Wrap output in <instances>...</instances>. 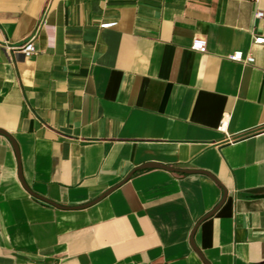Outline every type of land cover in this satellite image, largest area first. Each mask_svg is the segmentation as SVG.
<instances>
[{
  "label": "crops",
  "instance_id": "obj_1",
  "mask_svg": "<svg viewBox=\"0 0 264 264\" xmlns=\"http://www.w3.org/2000/svg\"><path fill=\"white\" fill-rule=\"evenodd\" d=\"M259 12L264 0H0V131L19 151L0 134V264H264ZM31 39L35 56L13 49ZM20 171L67 208L116 189L61 209Z\"/></svg>",
  "mask_w": 264,
  "mask_h": 264
},
{
  "label": "built area",
  "instance_id": "obj_2",
  "mask_svg": "<svg viewBox=\"0 0 264 264\" xmlns=\"http://www.w3.org/2000/svg\"><path fill=\"white\" fill-rule=\"evenodd\" d=\"M258 18H263L264 17V12H259L257 15ZM255 44L257 45H264V38H256L255 39ZM12 49V48H11ZM14 50H17L24 54L26 58H31L37 54V49L34 44V40L31 39L28 42H26L24 45L13 48ZM192 49L196 52L205 54L207 52V46L206 42L203 40H195L192 46ZM230 60L233 62L237 63H247V64H254L255 59L253 56H245L243 52H236L233 55L230 56ZM227 122L225 121L224 125L222 128L225 127Z\"/></svg>",
  "mask_w": 264,
  "mask_h": 264
},
{
  "label": "water",
  "instance_id": "obj_3",
  "mask_svg": "<svg viewBox=\"0 0 264 264\" xmlns=\"http://www.w3.org/2000/svg\"><path fill=\"white\" fill-rule=\"evenodd\" d=\"M0 134L3 135V136H5V137H7L9 140H11V141L13 142L14 147H15V150H16V152H17V155L19 156L18 147H17L16 144L14 143L12 137L9 136L8 134H6L5 132H2V131H0ZM148 168H159V169H164V170H167V171H170V172L182 173V174H196V173H199V174H205V175L209 176L210 178H212L209 174L204 173V172H199V171H188V170H178V169H174V168H170V167H166V166H158V165H149V166H145V167H143V168H140L139 170H144V169H148ZM135 172H136V171L132 172V173L126 178L125 181H128V180H129V179L135 174ZM20 177H21V180H22V182H23L25 188L28 190V192H29L32 196H34V197H35L36 199H38V200H41V201H43V202H45V203H47V204H50V205H52V206H55V207H57V208H61V209H75V210L86 209V208H88V207H91V206L97 204L98 202H100L101 200H103L105 197H107L110 193H112V192L116 189V188H114V189L110 190L109 192H107L106 194H104V195L101 196L98 200L94 201V202L91 203V204H88V205H85V206H81V207H75V208H67V207L59 206V205H57V204H55V203H53V202H51V201H49V200H47V199L41 197V196H39V195L33 193V192L27 187V185L24 183L23 178H22V173H21V171H20ZM226 196H227V193L225 192V198H224V200L222 201V203H221V204H220V205H219V206H218L213 212H211V213L206 217V219L211 218L212 216H214V215L217 213V211L221 208L222 204L224 203V201H225V199H226Z\"/></svg>",
  "mask_w": 264,
  "mask_h": 264
}]
</instances>
